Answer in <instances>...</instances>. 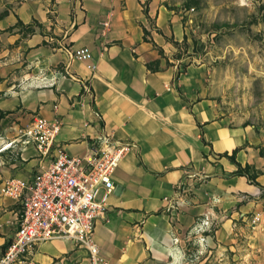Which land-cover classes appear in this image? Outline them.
<instances>
[{
	"label": "crops",
	"instance_id": "0c3cea01",
	"mask_svg": "<svg viewBox=\"0 0 264 264\" xmlns=\"http://www.w3.org/2000/svg\"><path fill=\"white\" fill-rule=\"evenodd\" d=\"M17 20L37 21L59 44L43 45L47 35L37 31L21 39L29 71L4 105L57 120L55 145L69 156H89L105 135L124 147L112 177L108 221L97 224L94 234L108 264H186L185 243L200 246L195 227L203 219L216 224L208 244L231 245L229 219L215 207L237 201L228 178L232 167L225 160L214 166L210 155L239 148L236 160L244 162L247 132L218 119L205 96L203 69L148 66L157 60L152 43L164 48V37L182 40L181 17L156 0H24L0 19V29ZM80 47L91 51L94 70L73 58ZM20 145L30 176L39 160L32 146ZM59 257L83 264L85 252L56 239L30 255L40 263Z\"/></svg>",
	"mask_w": 264,
	"mask_h": 264
},
{
	"label": "rangeland",
	"instance_id": "374dc122",
	"mask_svg": "<svg viewBox=\"0 0 264 264\" xmlns=\"http://www.w3.org/2000/svg\"><path fill=\"white\" fill-rule=\"evenodd\" d=\"M23 1L0 0V19ZM148 1L141 0V3L147 5ZM156 2L181 17L185 35L179 42L164 37V48L152 43L157 60L148 66L157 69L161 64L180 70L200 67L206 74L205 96L216 107L218 119L225 120L231 128L247 132L244 162L236 160L239 148L234 149L237 151L233 157V151L226 156L210 155L214 166L225 160L232 167L228 178H233V200L237 201L225 209L217 205L215 208L223 213V220L228 217L233 242L222 247L208 244L207 236L214 234L216 224L209 225L207 220L208 224L202 226L201 222L206 220L203 219L195 227L200 246L192 240L186 241L185 262L264 264V0ZM144 24L153 31L152 19ZM36 31L47 35L43 45L59 44V37L43 32L37 21L24 25L17 20L13 26L0 29V219L7 217L11 210L10 200L1 194L4 181L9 177H28L27 161L23 160L27 157L19 137L34 116L19 106L9 109L4 104L12 97L11 88L16 89L29 71L26 52L19 49V42ZM144 39L151 42L150 31L145 32ZM11 240V229L0 232V258ZM100 256L103 257L101 253Z\"/></svg>",
	"mask_w": 264,
	"mask_h": 264
},
{
	"label": "built area",
	"instance_id": "2783aa9c",
	"mask_svg": "<svg viewBox=\"0 0 264 264\" xmlns=\"http://www.w3.org/2000/svg\"><path fill=\"white\" fill-rule=\"evenodd\" d=\"M104 26H107L105 23ZM73 58L94 70L87 47L73 51ZM60 123L34 116L19 142L32 146L39 162L30 176L9 177L1 194L10 200V213L0 219V232L12 230V240L0 258V264H68L67 257L49 263L30 258L41 244L56 239L72 241L85 252L83 264H108L94 242L97 224L107 222L108 198L114 190L113 173L124 147H117L107 136L93 144L87 157L66 154L56 146ZM22 138V139H21ZM51 157L49 163L44 160ZM207 220L201 222L202 226Z\"/></svg>",
	"mask_w": 264,
	"mask_h": 264
},
{
	"label": "trees",
	"instance_id": "16d2710c",
	"mask_svg": "<svg viewBox=\"0 0 264 264\" xmlns=\"http://www.w3.org/2000/svg\"><path fill=\"white\" fill-rule=\"evenodd\" d=\"M236 151H237V150H233V152H232V154H231L232 157L235 155ZM226 155H227V154H222L221 156H226Z\"/></svg>",
	"mask_w": 264,
	"mask_h": 264
}]
</instances>
